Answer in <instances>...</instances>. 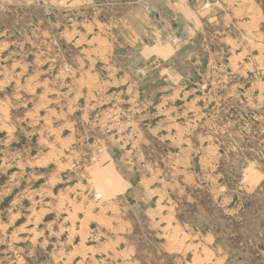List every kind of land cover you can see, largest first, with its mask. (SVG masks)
<instances>
[{"label": "rangeland", "instance_id": "rangeland-1", "mask_svg": "<svg viewBox=\"0 0 264 264\" xmlns=\"http://www.w3.org/2000/svg\"><path fill=\"white\" fill-rule=\"evenodd\" d=\"M0 264H264V0H0Z\"/></svg>", "mask_w": 264, "mask_h": 264}, {"label": "crops", "instance_id": "crops-1", "mask_svg": "<svg viewBox=\"0 0 264 264\" xmlns=\"http://www.w3.org/2000/svg\"><path fill=\"white\" fill-rule=\"evenodd\" d=\"M177 29V28H176Z\"/></svg>", "mask_w": 264, "mask_h": 264}]
</instances>
